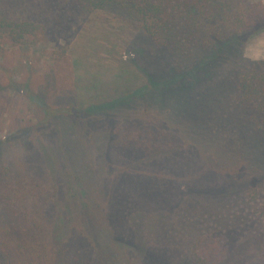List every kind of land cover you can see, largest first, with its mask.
Returning <instances> with one entry per match:
<instances>
[{
  "label": "trees",
  "instance_id": "1",
  "mask_svg": "<svg viewBox=\"0 0 264 264\" xmlns=\"http://www.w3.org/2000/svg\"><path fill=\"white\" fill-rule=\"evenodd\" d=\"M116 6L127 7L161 50L152 53L157 63L149 69L125 72L104 45L91 44L100 41L102 32L91 17ZM262 29L264 5L245 0H0V40L20 47L68 44L62 52L72 55L78 104L67 112H51L37 127L54 141L43 142L32 127L0 140V245L6 238L12 251L24 252L27 238L65 242L70 228L62 229V214L68 211L59 197L62 185L64 198L79 196L81 232L93 247L79 249L78 264H103L94 246L106 252L104 264H129L125 249L134 250L144 264H188L172 260L166 248H150L134 238L195 233L193 226L178 227L173 219L182 209L175 208L179 186L201 168L195 157L234 168L247 160L254 180L264 178V128H251L248 116L251 107L264 116V61L243 57L245 39ZM226 62L242 67L235 99L226 95L230 82L217 76ZM139 79L145 81L141 87L134 84ZM63 92L67 99L68 91ZM32 101L33 107L46 109L43 94H33ZM137 104L143 106L140 118L133 116ZM85 129L90 134L82 139ZM17 140L19 152L9 145ZM195 146L201 157L192 151ZM24 151L33 155L32 161L23 158ZM204 174L192 175L209 184L212 179ZM212 189L195 194L208 199L224 195ZM257 196L255 191L252 198ZM254 209L264 221V203ZM212 239L191 238L196 264L222 261L223 252L216 254L218 244ZM35 245L43 249L41 242ZM57 254L53 264H66L61 247ZM178 254L175 249L174 256ZM3 259L14 262L0 247V264Z\"/></svg>",
  "mask_w": 264,
  "mask_h": 264
},
{
  "label": "rangeland",
  "instance_id": "2",
  "mask_svg": "<svg viewBox=\"0 0 264 264\" xmlns=\"http://www.w3.org/2000/svg\"><path fill=\"white\" fill-rule=\"evenodd\" d=\"M245 2L264 5V0H245ZM100 11L104 13H98V18L93 15L91 19L93 18L97 22L94 26L95 29H101V39L96 42L93 39L91 44H98L101 47L104 45L105 51L118 59L116 67L129 73L133 67L149 69L153 63H157V57L154 54L159 55L161 50L146 35L142 22L134 17L127 7L116 6ZM243 46V57L253 62L264 61V29L246 38ZM67 47L68 44L64 40L57 43L27 44L21 47L12 46L7 41L0 40L1 141L11 136L13 132L31 127L41 135L43 142L56 140L52 136L48 138L47 133L39 132L37 127L44 125L51 112L56 110L67 112L71 105L78 106L73 88L72 55L67 51L66 53L62 52V49L67 50ZM152 53H154L153 56ZM223 64L221 75L217 74V76L223 78V82H230L227 83L229 91L226 95L228 98L233 97L230 99H235L234 96L239 95V76L242 67L237 70L231 66L230 62ZM26 83L29 88L22 89L24 91L22 92L20 86ZM144 83L143 79L134 82L137 87H141ZM220 83L219 81L215 82L218 85ZM65 90L68 91L67 99L65 98L66 92H63ZM37 92L43 94L46 109L43 105L38 106L39 108L33 107V94ZM251 108L248 115L252 124L251 128L254 126L259 129L264 128L263 114L254 110L253 107ZM132 109L135 112L134 117L140 118L143 115L142 105L137 104ZM89 134L90 130L85 129L82 139H87ZM233 134L236 136L235 133ZM229 135L230 133L227 137ZM177 139L179 137H173L172 141L178 142ZM99 143L101 141L95 142V144ZM179 143L182 142L179 141ZM15 144L20 143L18 140L9 142L11 148L19 152ZM192 151L200 156L196 146ZM23 158L26 161H32L33 155L24 151ZM195 159L201 164V168L192 174H198L200 170L201 172L205 170L204 176L209 175L212 180L209 184H201L192 174L186 175L183 185L179 186L181 189L179 194L176 193L180 200L175 208L182 209L173 216L176 226L191 225L196 229L195 233L185 238H154L152 235L144 233L148 238H134V241L137 243L146 241L150 244V248L152 245L154 249L166 248L172 260L185 259L188 264H196L193 249L189 247H192L191 238L195 240L213 238L212 240L215 239L214 241L218 244L216 254L221 255L220 249L223 252L222 261L219 264H264V221L254 209L255 206L264 203V178H261L259 182L254 180L256 176L252 173L247 160L234 168L217 166L214 164L213 158L195 157ZM64 188L60 185L58 192L62 206L68 210L63 211L62 214L65 220L62 229L70 228L68 239L64 242L59 238H27L25 243L29 249L21 252L20 248L12 251L7 246L9 241L5 238L3 244L0 245L2 253L8 251V255L14 259V262L6 263L7 260L3 259L4 264H53L59 257L57 254L59 247L63 250L66 264H78L77 261L81 257L79 249H93L92 245L87 244L88 240L81 232V223L76 213L79 210V196L73 195L69 199L64 198ZM209 188H213L211 191L217 189V192H223L224 195L217 199H208L195 194L198 193L197 191L206 193L205 189ZM188 191L192 193L190 199L187 195ZM255 191L258 196L253 199ZM182 199H184L183 203ZM54 214L55 217L59 216L57 215L58 210L54 211ZM10 239L13 241L14 238ZM36 241L41 242L43 249L39 251L36 249ZM94 247V252L97 257L99 255L101 263L104 264L106 252L104 253L99 246ZM175 249L179 251L178 256H174ZM124 251L123 257L127 258L129 264H144L145 261L140 259L134 250L125 249Z\"/></svg>",
  "mask_w": 264,
  "mask_h": 264
}]
</instances>
